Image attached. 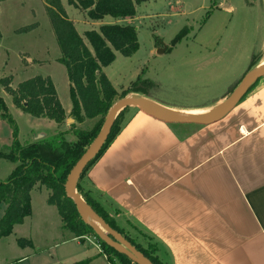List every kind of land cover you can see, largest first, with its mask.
Listing matches in <instances>:
<instances>
[{
	"label": "rangeland",
	"instance_id": "1",
	"mask_svg": "<svg viewBox=\"0 0 264 264\" xmlns=\"http://www.w3.org/2000/svg\"><path fill=\"white\" fill-rule=\"evenodd\" d=\"M45 1L8 0L0 4V80L11 78V87L16 89L34 77L50 78L63 108L69 110V80L65 67L58 61L60 49ZM61 1L81 36L87 31H99L103 25H130L137 29V53L129 58L116 53L115 61L103 69L118 93V100L139 79L140 91L163 110H206L212 107L204 106L217 102L240 81L254 49H259L261 43L264 56V0H134L133 18L106 16L100 21L89 20L84 12L70 5V0ZM229 8L234 10L228 12ZM31 26L35 27L20 32ZM253 29L256 38L251 40ZM0 97L23 145L33 142L63 145V140L77 139L73 134L76 128L92 131L100 122L88 120L82 126L83 123L71 118L69 127L65 124L57 131L60 127L56 123L19 110L3 87ZM133 109L126 113L124 121L136 112ZM12 132L13 127L0 113V152L8 153L13 143ZM59 132L64 133L58 135ZM53 135L58 141H51ZM16 167L17 164L0 159V184L7 181ZM48 197L46 189L32 192V216L16 226L10 237L0 238V264H110L101 254L94 235L84 240L73 239L62 229L59 213L48 204ZM5 208L0 207V220ZM110 217L118 224L115 214ZM118 227L123 232L121 241L135 250L130 239L149 251L159 248L140 229L128 223ZM100 228L106 231L101 225Z\"/></svg>",
	"mask_w": 264,
	"mask_h": 264
},
{
	"label": "crops",
	"instance_id": "2",
	"mask_svg": "<svg viewBox=\"0 0 264 264\" xmlns=\"http://www.w3.org/2000/svg\"><path fill=\"white\" fill-rule=\"evenodd\" d=\"M229 92L203 107L212 108L173 111L218 109ZM133 110L81 180L84 189L118 226L128 223L150 237L167 264H264V78L209 126L168 125ZM64 111L57 131L69 127L72 103Z\"/></svg>",
	"mask_w": 264,
	"mask_h": 264
},
{
	"label": "trees",
	"instance_id": "3",
	"mask_svg": "<svg viewBox=\"0 0 264 264\" xmlns=\"http://www.w3.org/2000/svg\"><path fill=\"white\" fill-rule=\"evenodd\" d=\"M5 1L8 0H0V4ZM45 3L60 49L61 57L58 61L65 67L69 80V96L72 103L70 117L77 123L86 120L100 122L98 121V125L92 131L74 130L73 134L77 138L75 142L63 140L61 141L63 145L34 142L23 145L18 140L17 128L8 114V108L0 97L1 117L13 127V143L8 147V153L0 152V159L17 164L7 181L0 184V207L2 205L6 207L0 220V238L10 237L14 228L22 225L32 215L31 194L39 186L49 192L48 204L57 209L62 229L71 234L73 239L84 240L88 235H94L99 242L101 254L107 257L110 264H134L126 256L101 242L93 230L82 222L74 203L66 197L65 183L74 165L101 130L108 111L118 100V93L103 69L115 61L116 53L127 58L137 53L139 49L137 29L130 25H103L99 31H87L81 36L74 23L69 20L61 0H46ZM69 3L84 12L91 21H100L106 16L115 19L133 18L136 14L134 0H70ZM34 27L20 29V32L29 31ZM85 40L92 50L88 48ZM261 58V52L254 54L247 71L256 67ZM138 82L133 83L121 98L131 93L147 97L138 88ZM11 83V78L1 79L0 87L5 88L12 97L13 104L23 113L37 119L52 121L57 125L66 121V113L50 78L34 77L20 83L16 89L11 87ZM130 109L127 108L119 114L106 144L86 168L84 176L120 133L126 124L125 115ZM77 191L107 225L123 234L105 208L91 197L80 182ZM129 242L152 264H167L160 258L159 248L154 247L152 248L154 251H149L132 239Z\"/></svg>",
	"mask_w": 264,
	"mask_h": 264
},
{
	"label": "water",
	"instance_id": "4",
	"mask_svg": "<svg viewBox=\"0 0 264 264\" xmlns=\"http://www.w3.org/2000/svg\"><path fill=\"white\" fill-rule=\"evenodd\" d=\"M253 68L247 73L240 81L233 92L220 104L218 113L212 117H200L186 114L175 113L171 111L160 112L152 111L150 108L136 100L137 94H128L124 98L118 100L108 111L101 130L96 138L86 149L81 158L74 165L65 183L66 197L74 203L77 213L84 224L89 226L98 239L105 243L108 247L112 248L121 255L126 256L134 264H152L141 253L132 248L129 244L122 242L120 234L113 230L106 222L97 215L96 212L85 202L81 194L77 191V185L79 184L82 175L86 168L96 157L100 154L104 145L106 144L114 123L119 114L127 108H134L145 114L146 116L153 118L157 121L163 122L168 125H197V126H209L222 121L226 118L239 104L244 95L262 78H264V69L255 71ZM139 95V94H138ZM142 96V95H141ZM145 97V96H144ZM41 136L36 139H40ZM91 216L93 220L102 225L106 231L102 230L95 223L90 221L87 216ZM134 249V250H133ZM137 251V252H136ZM140 256H138V254Z\"/></svg>",
	"mask_w": 264,
	"mask_h": 264
},
{
	"label": "bare ground",
	"instance_id": "5",
	"mask_svg": "<svg viewBox=\"0 0 264 264\" xmlns=\"http://www.w3.org/2000/svg\"><path fill=\"white\" fill-rule=\"evenodd\" d=\"M264 69V56L262 58V61H261V64L258 65L257 67H255V71H259V70H262ZM136 100L141 102L142 104H144L145 106H147L148 108H150L152 111H155V112H160L161 114L165 113V111H163V109L161 107H159L158 105H156L155 103H153L152 101H150L149 99H146L144 96H137L136 95ZM219 108L217 109H213L211 111H207V112H203L202 114L201 113H194V114H186V115H192V116H200V117H212L214 115H216L220 109V106H218ZM173 111V110H172ZM174 112V111H173ZM216 112V113H215ZM175 113H178V112H175ZM215 113V114H213ZM180 114H185V113H180ZM88 218V217H87ZM89 219V218H88ZM90 221H92L91 219H89ZM93 223H95L94 221H92ZM98 227H100V225H98L97 223H95ZM102 226V225H101ZM105 229V228H104ZM106 230V229H105ZM134 250V249H133ZM137 252V251H136ZM138 256L139 253H137Z\"/></svg>",
	"mask_w": 264,
	"mask_h": 264
}]
</instances>
